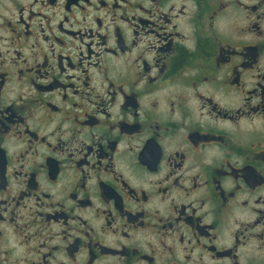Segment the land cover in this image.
<instances>
[{"label":"flooded vegetation","instance_id":"flooded-vegetation-1","mask_svg":"<svg viewBox=\"0 0 264 264\" xmlns=\"http://www.w3.org/2000/svg\"><path fill=\"white\" fill-rule=\"evenodd\" d=\"M0 264H264V0H0Z\"/></svg>","mask_w":264,"mask_h":264}]
</instances>
